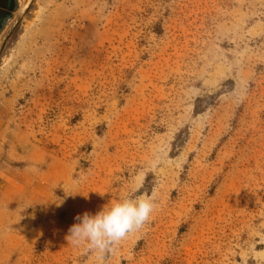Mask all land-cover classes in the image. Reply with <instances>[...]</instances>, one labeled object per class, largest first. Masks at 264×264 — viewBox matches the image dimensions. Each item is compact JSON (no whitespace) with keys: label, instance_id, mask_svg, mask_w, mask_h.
I'll return each instance as SVG.
<instances>
[{"label":"rangeland","instance_id":"rangeland-1","mask_svg":"<svg viewBox=\"0 0 264 264\" xmlns=\"http://www.w3.org/2000/svg\"><path fill=\"white\" fill-rule=\"evenodd\" d=\"M0 2V264H264V0ZM153 190L102 261L68 243Z\"/></svg>","mask_w":264,"mask_h":264},{"label":"clouds","instance_id":"clouds-1","mask_svg":"<svg viewBox=\"0 0 264 264\" xmlns=\"http://www.w3.org/2000/svg\"><path fill=\"white\" fill-rule=\"evenodd\" d=\"M157 193L136 198L118 199L95 215H77L66 237L68 243L84 252H92L98 261L115 252L131 234L139 232L150 221L157 208Z\"/></svg>","mask_w":264,"mask_h":264},{"label":"flooded vegetation","instance_id":"flooded-vegetation-1","mask_svg":"<svg viewBox=\"0 0 264 264\" xmlns=\"http://www.w3.org/2000/svg\"><path fill=\"white\" fill-rule=\"evenodd\" d=\"M0 9L4 10L2 3L0 2Z\"/></svg>","mask_w":264,"mask_h":264}]
</instances>
